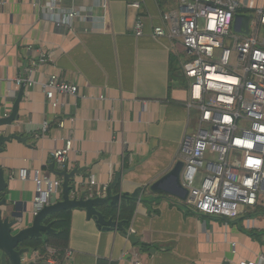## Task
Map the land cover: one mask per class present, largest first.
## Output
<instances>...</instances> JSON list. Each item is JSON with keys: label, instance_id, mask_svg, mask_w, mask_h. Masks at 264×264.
<instances>
[{"label": "crops", "instance_id": "crops-1", "mask_svg": "<svg viewBox=\"0 0 264 264\" xmlns=\"http://www.w3.org/2000/svg\"><path fill=\"white\" fill-rule=\"evenodd\" d=\"M36 1L0 0V118L12 113L20 92L16 80L37 65V84L25 87L19 120L5 128L8 135L18 134L27 143L12 140L0 152L9 184L4 197L23 213L20 229L32 224L36 185L11 179L12 173L39 169L60 178L50 170L52 153L71 135L75 142L69 171L81 170L73 185L94 194L126 170L120 194L141 189V196L129 235L120 229L105 231L85 210H72L65 250L73 255L60 259V264L258 263L264 256V201L229 220L195 213L175 196L144 202L158 197L149 188L179 162L181 141L196 127L185 106L189 92L182 73L184 47L152 36L154 27L163 24L164 13L178 10L182 0H110L107 18L92 0H67L66 7L93 11V19L76 23L73 32L59 31L44 19L42 10L33 7ZM252 1L264 8V0ZM135 3L140 7H132ZM139 18L145 34L137 37ZM104 25L103 32L85 31ZM52 75L79 89L76 97L59 94L62 105L57 110L40 86ZM68 119H74L73 124L60 128V121ZM44 123L49 129L42 134ZM91 180L96 185L91 186ZM110 208L115 207L103 205L98 210L119 222L109 216ZM130 235L136 236L135 243ZM43 247L31 249L23 263L39 262L34 257Z\"/></svg>", "mask_w": 264, "mask_h": 264}, {"label": "built area", "instance_id": "built-area-1", "mask_svg": "<svg viewBox=\"0 0 264 264\" xmlns=\"http://www.w3.org/2000/svg\"><path fill=\"white\" fill-rule=\"evenodd\" d=\"M67 0H38L34 9H41L44 19L54 23L59 31L73 32L76 23L93 19L92 8L66 7ZM94 7L110 11V0H92ZM132 7L139 8L135 3ZM251 13L250 33L235 31L236 15L241 10ZM104 19V18H103ZM105 20V19H104ZM232 29L238 34L234 36ZM85 31H106L105 25ZM264 8L254 1L241 0H182L178 10L166 12L163 24L154 27V38H167L184 47L186 62L183 77L188 85L186 108L197 111L193 133L186 135L180 146L179 161L182 186L189 192L183 204L191 211L225 219H237L248 210L256 209L264 194ZM145 34V23L139 18L135 35ZM43 60L42 62H45ZM37 65L16 80V87L37 84ZM46 99L54 110L61 107L57 96L76 97L79 89L57 75L40 83ZM74 119L62 120L59 127L67 128ZM49 129L42 126V134ZM74 138L69 136L65 146L52 153L57 171L69 169ZM11 179L32 180L36 185L34 215L44 207L60 200L63 179L50 172L21 169ZM96 185L94 180L89 181ZM77 185V184H76ZM105 185L91 198H106ZM264 221V220H263ZM73 255L70 250L45 245L34 259L46 264H60V259ZM132 264H140L134 261ZM240 264H264L259 262Z\"/></svg>", "mask_w": 264, "mask_h": 264}, {"label": "water", "instance_id": "water-1", "mask_svg": "<svg viewBox=\"0 0 264 264\" xmlns=\"http://www.w3.org/2000/svg\"><path fill=\"white\" fill-rule=\"evenodd\" d=\"M252 15L237 14L235 31L244 35L250 33V22L252 21ZM25 86L20 88V92L17 100L14 103L12 113L9 116H3L0 118V152L6 143L12 140H18L23 143H27V139H23L18 134L8 135L5 128L13 125L19 120V108L23 100ZM51 173L63 179L62 184V196L56 203L44 207L33 217L31 226L20 229V224L23 221V213L20 212L18 206L12 208L7 202L4 195L8 190L9 184L6 179L5 170L0 166V259L1 264H24L23 258L31 251L30 248L21 247V245L30 239L44 238L45 234L53 231L52 223L45 224L46 217L55 215L61 211H72L75 209L85 210L89 219H94L97 225L105 230L122 229V223L114 221L113 219H107L106 216L98 210L99 206L110 205L112 207L118 206L122 200H135L140 201L141 189H138L132 195H112V189L119 182L121 177L127 172L126 170L117 173L114 183L108 188V194L106 198H91L88 197L87 191H81L80 185H73V180L76 175H81V170L76 169L69 171H57L55 164H50ZM184 167L182 161H179L175 167L160 178L149 188L150 192L158 197L147 198L144 202L152 200L159 201L164 196H175L185 201L189 192L182 186L180 177ZM169 183L171 185L169 186ZM27 212V207L24 210ZM130 239L133 243L137 241L135 235H130ZM33 264V263H29Z\"/></svg>", "mask_w": 264, "mask_h": 264}, {"label": "trees", "instance_id": "trees-1", "mask_svg": "<svg viewBox=\"0 0 264 264\" xmlns=\"http://www.w3.org/2000/svg\"><path fill=\"white\" fill-rule=\"evenodd\" d=\"M120 194V182L113 187L112 195L117 196ZM146 200V199H145ZM144 200V201H145ZM138 201L124 200L122 201L120 208H110L109 216L114 219H118L122 223V229L119 231L124 235H129L130 226L133 219V215L136 209ZM151 204L152 201H146ZM71 215L72 211H61L55 215L46 217L45 224L53 223V231L45 234L41 239H30L25 241L21 247L37 250L44 245H50L59 249H65L69 243L70 227H71ZM229 220V219H228ZM1 264V259H0ZM35 264H46L42 261ZM100 264H103L102 262Z\"/></svg>", "mask_w": 264, "mask_h": 264}, {"label": "rangeland", "instance_id": "rangeland-1", "mask_svg": "<svg viewBox=\"0 0 264 264\" xmlns=\"http://www.w3.org/2000/svg\"><path fill=\"white\" fill-rule=\"evenodd\" d=\"M247 14H248V15H251L250 12H247ZM232 32H233V35H234V36H238V34H237L233 29H232ZM192 114H193V124L196 125V122H197V119H196L197 111L194 110V111L192 112ZM261 201H264V194L261 195V197H260V203H261Z\"/></svg>", "mask_w": 264, "mask_h": 264}]
</instances>
